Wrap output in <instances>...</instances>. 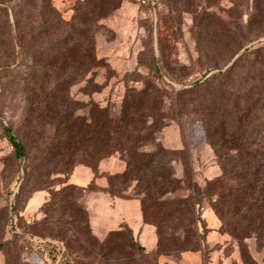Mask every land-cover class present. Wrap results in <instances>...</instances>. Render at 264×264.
I'll return each mask as SVG.
<instances>
[{
    "label": "rangeland",
    "instance_id": "obj_1",
    "mask_svg": "<svg viewBox=\"0 0 264 264\" xmlns=\"http://www.w3.org/2000/svg\"><path fill=\"white\" fill-rule=\"evenodd\" d=\"M118 1L49 0L55 14L45 19L44 28L38 22H22L20 35L13 5L8 6L10 28L0 12V264H264L257 237L231 235L214 210L219 199L215 180L222 168L211 145L216 141L238 162V147L260 150L264 143V0H163L156 21L138 0H120L113 10ZM83 7L92 12L93 20L83 19L93 22L89 27L98 63L70 88L80 113H86L90 103L118 115L125 106L145 108L157 102L152 119L141 121L157 125L156 145L178 152L172 164L176 192L150 211L159 234L152 251L134 247L122 228L102 238L89 229L86 219L99 213V205L92 203L102 192L96 186L72 191L73 205L86 209L87 215L78 213V221L66 226L62 238L38 237L43 232L40 223L48 219L46 203L64 180L34 177L31 171L38 163H30L26 172L28 162L15 159L5 135L11 127L25 142L19 130L26 114L27 83L39 68L35 62L40 59L49 69L48 51L62 30L53 23H70ZM40 31V46L30 49L29 35ZM21 36L24 42L19 44ZM220 74L230 77L224 99L217 98ZM143 90L146 96L139 101ZM199 107L210 109L215 125L209 130ZM234 119H240L237 136L228 133ZM35 149L27 147L30 157L38 158ZM101 162L102 170L109 172L125 168L119 153ZM79 166L76 163L74 171ZM260 173L263 184L264 167ZM84 178L72 175L71 181L83 183ZM139 196L136 183L130 182L119 199ZM189 200L193 206L187 210L182 202L190 206ZM126 210L137 217L135 205Z\"/></svg>",
    "mask_w": 264,
    "mask_h": 264
},
{
    "label": "trees",
    "instance_id": "obj_2",
    "mask_svg": "<svg viewBox=\"0 0 264 264\" xmlns=\"http://www.w3.org/2000/svg\"><path fill=\"white\" fill-rule=\"evenodd\" d=\"M162 3L163 0L161 5ZM0 4L4 6L0 7V12L4 14L9 28L8 6L13 5L14 24L18 35L21 33L20 23L38 22L37 24L44 28L45 19L55 14L49 0H0ZM119 5L120 0L114 4L113 10ZM78 11L79 14L70 23L59 19L53 23L58 27L62 25V30L55 34L58 37L53 39L48 55L46 54L49 69L43 68L40 59L35 62V66L39 64V68L31 73L27 83L26 114L19 130L25 142L11 127L5 129L15 159L28 162L26 172L31 168L30 163H38L31 171L34 177L56 175L64 180L59 184L60 189L52 193L51 200L46 203L48 219L40 223L43 232L37 236L55 240L62 238L64 229L69 230L66 226L78 221V213L84 212L87 215L86 209L76 208L72 203V191L75 189L96 186L99 191L110 197L120 198L128 184L135 182L137 193L140 195L137 201L143 222L155 226L158 240V227L150 222V211L158 207L166 195L176 192L177 184L173 180L172 164L178 152L156 145L153 134L157 125H145L141 121L142 117L152 119L151 110L157 102L152 101V105L145 108L140 105L136 107L135 103L129 104L131 107H123L118 115H112L108 109L90 103L89 110L80 113V104L71 97L70 88L84 80L85 76L96 68L98 61L95 56L93 32L89 27L93 22L83 19L86 17L93 20L92 12L86 7ZM42 33L43 31H40L29 35L27 45L30 49L40 46L44 38ZM18 42L22 44L24 36H21ZM219 76L222 79L216 86L217 98L224 99L230 77L226 74ZM139 95L140 101L146 96V91H141ZM198 111L207 130L215 125V121H211L209 117V108L199 107ZM225 114L227 111H224L222 116ZM249 114L247 108L245 115ZM239 120H233L231 133L228 132L230 135L237 136L241 131ZM28 145L36 147L38 158L36 155L30 157ZM211 145L222 168V175L215 180L219 199L214 207L222 227H228L229 233L235 237L254 234L264 248V183L259 184L260 172L264 167V143L260 150L250 151L249 146L238 147V162L230 160L225 147L216 141L212 140ZM116 153L124 158L125 168L122 172L105 175V189H101L95 182L85 187L70 183L69 179L76 163L92 170L98 177L101 161ZM197 205L199 207V202ZM182 206L188 207V210L193 204L190 201L189 206L182 202ZM178 210L182 212L181 209ZM199 218L197 216L200 222ZM227 218L231 220L227 222ZM86 222L89 229H92L90 221L86 219ZM121 228L129 234L131 244L145 252V248L133 236L132 231L125 225Z\"/></svg>",
    "mask_w": 264,
    "mask_h": 264
},
{
    "label": "crops",
    "instance_id": "obj_3",
    "mask_svg": "<svg viewBox=\"0 0 264 264\" xmlns=\"http://www.w3.org/2000/svg\"><path fill=\"white\" fill-rule=\"evenodd\" d=\"M101 166L102 162L99 165V177H96L92 170L84 166L77 167L72 175H81L85 177V182L74 183L71 181V175L69 179L70 183L85 187L90 183L95 182L101 189H105L107 187V178L105 175L108 173L114 174L119 172H109L106 169L102 170ZM85 170H88L90 174H86ZM92 203L99 205V213H96L95 218L91 215L90 220L91 228L96 236L102 238L112 231L121 229V227L125 225L132 231L133 236L137 239V241L139 240L138 242L143 247H146L150 251L155 248L157 240L155 231L152 226L143 222L139 202L137 200L112 198L108 194L100 192L99 195L93 198ZM131 204L135 205L137 213L136 218L127 215L126 208Z\"/></svg>",
    "mask_w": 264,
    "mask_h": 264
},
{
    "label": "built area",
    "instance_id": "obj_4",
    "mask_svg": "<svg viewBox=\"0 0 264 264\" xmlns=\"http://www.w3.org/2000/svg\"><path fill=\"white\" fill-rule=\"evenodd\" d=\"M162 0H138L140 6L144 7L149 15L156 21V11L159 10Z\"/></svg>",
    "mask_w": 264,
    "mask_h": 264
}]
</instances>
